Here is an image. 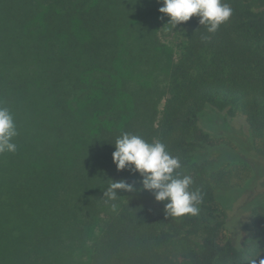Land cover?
Wrapping results in <instances>:
<instances>
[{"label": "trees", "instance_id": "16d2710c", "mask_svg": "<svg viewBox=\"0 0 264 264\" xmlns=\"http://www.w3.org/2000/svg\"><path fill=\"white\" fill-rule=\"evenodd\" d=\"M223 2L212 34L195 16L173 28L156 0H0V105L19 133L0 154V264H264V206L239 246L217 201L256 168L209 126L243 116L264 158V0ZM125 132L180 158L196 216L166 217L144 190L104 197L140 189L112 160ZM221 138L235 160L212 157Z\"/></svg>", "mask_w": 264, "mask_h": 264}, {"label": "clouds", "instance_id": "9594fccd", "mask_svg": "<svg viewBox=\"0 0 264 264\" xmlns=\"http://www.w3.org/2000/svg\"><path fill=\"white\" fill-rule=\"evenodd\" d=\"M162 4L158 11L163 14L160 19L169 18L167 24L173 28L188 22L192 17H198V23L207 29L208 33H216L221 25L229 21L233 8L223 0H156ZM207 40L208 37L204 36ZM18 129L13 113L8 107L0 105V154L15 153L17 145L14 138L18 136ZM112 153L113 163L118 171L128 170L131 174H139L140 189L136 182L121 179L112 181L104 192L108 201H116L118 190L136 192L144 190L151 192L157 202L164 203L166 217L179 218L186 214L196 216L200 212L202 193L193 190L194 181L190 175H183L179 170L181 160L167 150L166 145L159 141L148 142L143 137L122 133L114 143ZM113 211L116 203H111ZM250 264H257L256 259Z\"/></svg>", "mask_w": 264, "mask_h": 264}, {"label": "rangeland", "instance_id": "374dc122", "mask_svg": "<svg viewBox=\"0 0 264 264\" xmlns=\"http://www.w3.org/2000/svg\"><path fill=\"white\" fill-rule=\"evenodd\" d=\"M159 38L163 43H171L173 41L171 36L168 37L163 34H160ZM232 125L233 128L228 124L227 129H225L227 124L223 121L221 122L219 119H217V123H209L210 128L216 131L218 135H221L224 132L227 133L226 140H230L227 143L236 149L235 151L237 154L240 153L242 160L252 163L256 168L254 174V176L256 175L255 178L248 183V185L244 186L243 189L238 190L235 193L231 190H219L217 192V201L220 207L225 211L226 215L228 214L225 233L228 237H232L239 246H243L244 244L246 245L249 243L252 239V210L256 205L264 206V158L259 156L254 148L250 129L246 124L245 118L243 116L234 118L232 120ZM218 126H223V128H220L219 130ZM220 142V145L212 153V157L217 159L219 152L222 160H235L229 159L232 157L230 156L232 153L226 151L224 149L225 147H220L222 143L226 142L224 138H221ZM75 256L76 254H73V258H75Z\"/></svg>", "mask_w": 264, "mask_h": 264}]
</instances>
